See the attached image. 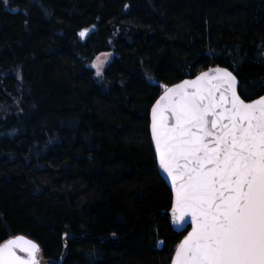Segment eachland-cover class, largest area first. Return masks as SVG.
Instances as JSON below:
<instances>
[{
    "label": "trees",
    "instance_id": "16d2710c",
    "mask_svg": "<svg viewBox=\"0 0 264 264\" xmlns=\"http://www.w3.org/2000/svg\"><path fill=\"white\" fill-rule=\"evenodd\" d=\"M216 66L245 101L264 95V0H0V244L24 235L44 264H170L184 233L163 214L149 111Z\"/></svg>",
    "mask_w": 264,
    "mask_h": 264
},
{
    "label": "snow or ice",
    "instance_id": "6c2138e0",
    "mask_svg": "<svg viewBox=\"0 0 264 264\" xmlns=\"http://www.w3.org/2000/svg\"><path fill=\"white\" fill-rule=\"evenodd\" d=\"M104 63H92L97 77ZM151 141L171 184L172 223L191 224L172 264H264V96L246 102L237 77L220 67L164 86ZM39 251L17 236L0 244V264H39Z\"/></svg>",
    "mask_w": 264,
    "mask_h": 264
},
{
    "label": "water",
    "instance_id": "95a60500",
    "mask_svg": "<svg viewBox=\"0 0 264 264\" xmlns=\"http://www.w3.org/2000/svg\"><path fill=\"white\" fill-rule=\"evenodd\" d=\"M217 67H219V66L212 67V68H208V69H206V70H204V71H208L209 69H214V68H217ZM220 68H225V67H220ZM227 69H228V68H227ZM228 70H229V69H228ZM204 71H202V72H204ZM229 71H230V70H229ZM200 73H201V72H200ZM200 73H198L197 75H199ZM197 75H195L194 77H191V78L183 79V80H181V81H179V82H177V83H175V84H173V85H171V86H168V87H172V86H174V85H176V84L182 83L184 80H192V79H195V77H196ZM237 81H238V79H237ZM238 89H239V81H238ZM163 92H164V89H163L162 93L160 94V96L163 94ZM238 94H239V92H238ZM160 96H159V97H160ZM262 96H264V95H262ZM159 97H158L157 99H159ZM258 98H259V97H258ZM258 98H256V99H258ZM254 100H255V99H254ZM251 101H252V100H251ZM251 101H246V102H251ZM155 102H156V101H155ZM155 102H154V103H155ZM154 103H153V104H154ZM152 106H153V105H152ZM152 106H151V108H152ZM151 108H150V111H149V133H150V140H151ZM151 145H152L153 152H154V155H155V159H156V163H157V168H158L159 175H160V177L164 180V182H165V184L167 185L168 189L170 190V193H171V196H172V190H171V184H170V181L167 180L166 176H165V175L162 173V171L159 169V164H158V160H157V158H156L155 148H154V145H153L152 141H151ZM171 203H172V201H171ZM163 214H164V216L167 218V220H168V222H169V225H170L171 229H172L174 232H176V233H184V235H183V237H182V239H181V241H182V240L184 239V237L187 235V233H188L189 231H191V224H190V221H189L188 224L184 225L183 228H178V227H176L175 225H173L172 220H171V206H170V209H169L167 212H164ZM17 236H22V237H24L26 240H30V241L36 243L35 241L31 240L30 238H28V237H26V236H24V235H17ZM17 236L11 237V238H9V239L15 238V237H17ZM65 239H68V240H78V238H74V237H72V236H66ZM7 240H8V239H7ZM7 240H6V241H7ZM6 241H4V242H6ZM181 241H180V242H181ZM4 242H3V243H4ZM180 242H179V243H180ZM3 243H1V244H3ZM36 244H37V243H36ZM37 245H38V244H37ZM178 245H179V244H178ZM178 245H177V246H178ZM38 246H39V245H38ZM160 247H161V244H159V248H160ZM176 248H177V247H176ZM175 250H176V249H175ZM18 254H19L21 257H25V256H26V253H23V252H19ZM174 255H175V251H174V253H173L172 258L174 257ZM36 258H37V260L39 261V264H44V263H42V261L39 259V253H37ZM170 264H172V259H171Z\"/></svg>",
    "mask_w": 264,
    "mask_h": 264
},
{
    "label": "rangeland",
    "instance_id": "374dc122",
    "mask_svg": "<svg viewBox=\"0 0 264 264\" xmlns=\"http://www.w3.org/2000/svg\"><path fill=\"white\" fill-rule=\"evenodd\" d=\"M106 53H109V52H106ZM101 54H103V53H101ZM101 54L97 55V56H96V57H95V58H94V59L88 64V67L93 71L95 78H97L98 80H100L102 76H100V77H97V76H96V70H95L94 68L91 67L92 63H93L94 61H96V58L99 56V57L101 58L102 61H105V63L103 64V70H104V68H105L106 65L110 62V60H111V58H112V55L105 57V56H103V55H101ZM110 54H111V53H110Z\"/></svg>",
    "mask_w": 264,
    "mask_h": 264
}]
</instances>
